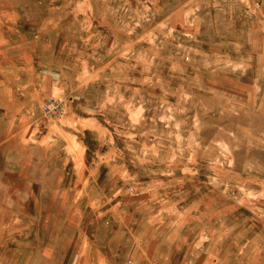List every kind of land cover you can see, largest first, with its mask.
<instances>
[{
	"label": "rangeland",
	"instance_id": "rangeland-1",
	"mask_svg": "<svg viewBox=\"0 0 264 264\" xmlns=\"http://www.w3.org/2000/svg\"><path fill=\"white\" fill-rule=\"evenodd\" d=\"M93 242L264 264V0H0V264Z\"/></svg>",
	"mask_w": 264,
	"mask_h": 264
},
{
	"label": "crops",
	"instance_id": "crops-1",
	"mask_svg": "<svg viewBox=\"0 0 264 264\" xmlns=\"http://www.w3.org/2000/svg\"><path fill=\"white\" fill-rule=\"evenodd\" d=\"M131 247L132 243L127 242L124 245L116 242L86 243L72 256L74 264H90L92 261H97L98 264H127L126 260L131 256L129 251Z\"/></svg>",
	"mask_w": 264,
	"mask_h": 264
},
{
	"label": "built area",
	"instance_id": "built-area-1",
	"mask_svg": "<svg viewBox=\"0 0 264 264\" xmlns=\"http://www.w3.org/2000/svg\"><path fill=\"white\" fill-rule=\"evenodd\" d=\"M44 111L53 117H62L67 111V104L62 97H50L44 102Z\"/></svg>",
	"mask_w": 264,
	"mask_h": 264
}]
</instances>
